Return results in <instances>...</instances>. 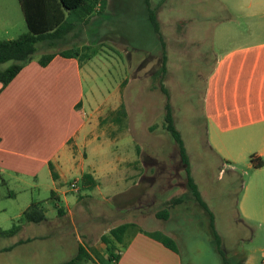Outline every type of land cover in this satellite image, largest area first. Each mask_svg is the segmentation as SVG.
<instances>
[{"label": "rangeland", "instance_id": "1", "mask_svg": "<svg viewBox=\"0 0 264 264\" xmlns=\"http://www.w3.org/2000/svg\"><path fill=\"white\" fill-rule=\"evenodd\" d=\"M98 2L97 13L86 24L80 23V36L72 43L87 44L95 56L84 64L80 79L82 117L88 124L79 135L74 160L65 163L59 198L51 197L54 180L48 168L35 170L34 177L0 172V229L10 230L33 202H41L49 218L59 215L58 208L64 215L75 216V224L70 217L66 223L67 249L53 253L47 242L36 243L0 254V264H40L39 260L30 262L33 256L44 263H65L76 255L74 235L81 237L102 264H225L215 244L211 217L191 196L178 145L165 127L167 99L160 88L163 44L168 59L164 83L176 126L192 176L214 216L228 264H264V222L244 221L241 213L247 185L246 202L253 208L255 186L264 179V170L224 165L209 147L203 110L205 77L210 61L222 49L218 37L208 38L206 32L227 19L226 10L237 7L238 0H150L152 9L157 8L159 32L150 20L146 0ZM0 8L13 21L9 33L0 34V41L28 32L17 0H0ZM229 21L238 24L236 18ZM193 39L197 45L191 43ZM50 98L52 136L56 137L59 128L63 138L77 122L69 116L72 98L63 92ZM122 104L127 116L119 124L110 118ZM82 173L92 174L97 185L82 188ZM75 182H79L78 193L71 190ZM179 197L185 201L169 209L170 218H158ZM123 224H134L135 229L126 234L123 244L115 243L120 259L110 262L102 236ZM25 225L29 235L39 230L34 224ZM140 231L172 238L178 253ZM15 240L0 239V250Z\"/></svg>", "mask_w": 264, "mask_h": 264}, {"label": "crops", "instance_id": "2", "mask_svg": "<svg viewBox=\"0 0 264 264\" xmlns=\"http://www.w3.org/2000/svg\"><path fill=\"white\" fill-rule=\"evenodd\" d=\"M233 7L226 10L227 19L206 32L208 38L218 37L222 49L210 61L205 77L203 110L212 152L229 168L253 169L252 157L264 164V0H238L237 7ZM4 11L0 8L1 36H4L3 31L9 33L13 27L12 19L9 21ZM233 18L237 19V25L230 24ZM191 43L197 45L195 39ZM82 68L77 59L57 56L47 67L31 62L8 86L0 84V172L10 170L16 175L34 177L35 170L50 169L52 163L59 175V180L53 181L52 191L59 194L58 186L66 178L65 163L74 160L79 135L88 124L82 117ZM61 92L69 93L72 98L69 116L74 121L77 119L71 133L67 132L63 138H60L59 128L53 137L50 125L53 109L50 95L57 96ZM258 170H264V165ZM255 187L257 198L252 201L253 208L246 202L247 185L241 213L244 221L254 219L263 223L264 179ZM46 217L44 223L35 225L39 230L30 235L28 226L24 225L13 237L17 240L11 247L1 249L0 254L42 242H47L53 253L66 250V239L70 235L66 231L67 219L72 218L70 221L75 224V216L63 213ZM74 237L76 254L82 245L97 261L81 237ZM37 260L40 264L53 263H44L38 256H33L30 262Z\"/></svg>", "mask_w": 264, "mask_h": 264}, {"label": "trees", "instance_id": "3", "mask_svg": "<svg viewBox=\"0 0 264 264\" xmlns=\"http://www.w3.org/2000/svg\"><path fill=\"white\" fill-rule=\"evenodd\" d=\"M147 1V7L150 13V20L159 32V21L157 19V8L152 9L150 0ZM167 0H162L165 3ZM28 32L22 34L17 39L0 41V65L11 63L7 68H0V84L3 87L8 86L26 67L31 63L37 54H41L37 62L42 67H47L55 57L61 56L63 58L77 59L81 66L91 61L95 53L91 51L87 44L77 46L72 44L73 41L80 36V23L89 22L90 19L97 13L99 5L98 0H19ZM85 21V22H83ZM161 40L163 38L161 37ZM162 42V41H161ZM163 44V43H162ZM67 45H74L70 48H64ZM163 54V77L161 80V91L166 96L165 104V127L168 133L175 140L178 145L181 155L182 163L185 166L187 173L186 185L190 190L191 196L199 203V205L211 217V230L214 235L215 244L220 255L223 257L225 264L228 260L221 248V238L216 231L214 224V216L210 211L207 203L203 200L201 192L195 182L191 173L190 159L180 131L177 129L174 117L173 107L171 105V97L168 88L165 86V77L167 74V55L165 45ZM126 108L122 104L119 110L111 114L113 122L122 123L126 118ZM1 143V138H0ZM253 168L260 169L263 167L262 161H257L254 157L251 158ZM51 175L54 181L59 180V175L55 170L54 165H49ZM82 188H91L97 185V182L92 174L86 173L79 180ZM78 182V183H79ZM53 199H58L59 196L55 191L51 192ZM185 201L183 197L174 198L169 203V208L158 213V218L168 220L170 218L171 207H175ZM58 214L62 215L64 212L58 208ZM47 209L41 202H33L31 206L26 209L22 217L15 221V225L8 231L0 229V239L13 238L17 236L25 224L40 225L47 220ZM135 229L134 224H123L110 231L108 235L102 236V242L106 246V251L109 253L108 259L110 262H118L120 254L115 253V243L123 244L126 234ZM147 237L159 242L167 249L178 253L176 242L161 232H145L140 231ZM60 264H102L96 261L84 246H80L76 256L65 263Z\"/></svg>", "mask_w": 264, "mask_h": 264}, {"label": "built area", "instance_id": "4", "mask_svg": "<svg viewBox=\"0 0 264 264\" xmlns=\"http://www.w3.org/2000/svg\"><path fill=\"white\" fill-rule=\"evenodd\" d=\"M71 190L73 191V192H79L80 191V186H79V183L78 182H75V183H72V185H71Z\"/></svg>", "mask_w": 264, "mask_h": 264}]
</instances>
